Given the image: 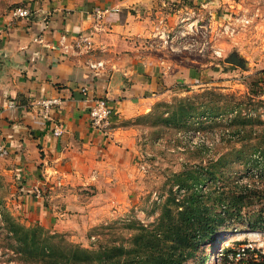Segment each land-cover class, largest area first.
I'll use <instances>...</instances> for the list:
<instances>
[{
	"label": "crops",
	"instance_id": "0c3cea01",
	"mask_svg": "<svg viewBox=\"0 0 264 264\" xmlns=\"http://www.w3.org/2000/svg\"><path fill=\"white\" fill-rule=\"evenodd\" d=\"M7 2L0 10V174L28 224L74 236L77 229L88 232L120 209L122 195L112 194L128 184L118 173L134 157L131 127L123 125L191 80L188 60L161 57L153 39L174 29L180 9L200 0ZM19 8L30 9L31 18L15 17ZM100 9L111 12L98 20ZM82 34L94 42L91 53L76 47ZM97 62L104 67L92 69ZM84 86L89 96L81 93ZM48 97L62 105L43 120L39 102ZM93 97L115 107L108 137L90 122ZM55 122L65 126L62 137L53 134ZM37 187L44 199L36 198Z\"/></svg>",
	"mask_w": 264,
	"mask_h": 264
},
{
	"label": "rangeland",
	"instance_id": "374dc122",
	"mask_svg": "<svg viewBox=\"0 0 264 264\" xmlns=\"http://www.w3.org/2000/svg\"><path fill=\"white\" fill-rule=\"evenodd\" d=\"M6 5H9L7 0H0V10ZM179 11L182 13L173 22L174 29L166 30V27L163 38H160V32L153 39L154 50L161 57L188 60L191 80L183 90L169 93L157 110L154 106L146 113L149 114L147 118L129 120L127 127H131L134 157L129 160L131 164L118 173L119 176L124 174L121 179H127L128 184H122L121 194H117L119 191L112 194L115 198L122 195L118 200L120 209L115 207V212L104 223L88 232L78 234L77 229L75 236L58 233L53 231V226L46 228L39 222H26L28 219L22 215V210L18 211L9 199L12 186L0 174V264H35L24 262L18 254L15 238L4 222V216L8 214L21 225L39 227L48 234H60L65 244L90 250L98 247L100 241L110 239L121 244L123 239H129L132 222L155 225L170 201L171 191L178 199H183L185 193L179 190L176 179L186 168L223 162L219 168L222 180L218 181L217 188L225 190L237 182H248L246 176L260 179L258 171L247 174L244 162L238 160L234 151L247 143L249 136L241 141L223 127L232 116L200 117L204 109L198 107L213 99L219 100L217 97L234 98L246 106L249 97H253L256 109L250 104L243 109L242 115L264 121V0H200L197 6ZM258 81L260 89L257 87L256 90L262 94L252 96L251 83ZM181 106L194 116L184 122L185 126H181L183 123L177 118L182 114ZM166 118L177 122L165 124L163 119ZM252 131L255 132L250 136L256 141L259 133H264V127ZM257 182L264 186L263 180ZM211 183L201 187L202 193L209 190ZM60 187H64L63 183ZM262 208L264 204L258 202L245 213L251 214ZM222 212L218 209V213ZM226 219L214 233V240L203 245L187 264H204L206 260L208 264H256L260 261V256L253 251L264 252V230L250 229L236 217ZM228 247L237 253L250 249V253L246 252L238 261L231 254L226 263L224 254Z\"/></svg>",
	"mask_w": 264,
	"mask_h": 264
},
{
	"label": "trees",
	"instance_id": "16d2710c",
	"mask_svg": "<svg viewBox=\"0 0 264 264\" xmlns=\"http://www.w3.org/2000/svg\"><path fill=\"white\" fill-rule=\"evenodd\" d=\"M259 83V81L251 83L252 96L262 94L256 90L257 87L260 89ZM217 98L219 100L210 99L209 104L202 103L198 107L200 110L204 109L200 117L232 116L230 122L223 127L228 133L231 132L236 138L239 137L241 141L245 140V136H249L247 143L234 151L238 160L244 162L247 174L258 171L257 177L260 179L246 176L248 182H237L232 188L225 190V188H217L218 181L222 180L219 168L223 162H217L208 167L199 165L193 169L186 168L184 172L177 175L176 179L179 190L185 193L183 199H178L176 193L171 191L170 201L164 206L163 213L155 225L144 226L139 222H132L129 225V239H123L121 244L116 243V240L109 241L110 239L106 242L100 241L98 247L90 250L75 244H65L60 234H48L39 227H26L17 223L9 214L5 215L4 222L7 224V230L13 234L18 247L17 252L24 262L32 261L35 264H187L203 245H208L214 240V233L226 223L227 217H236L237 221H243V224H247L250 229L264 230V208L253 211L254 213L251 212V214L250 212L245 213L255 203L264 204V186L257 182L258 180L264 182V133H259V139L256 141H253L250 136L254 134L255 131L252 130L256 127H264V121L242 115L243 109H247L250 104L256 109L253 97H249L246 106L234 98L225 100ZM160 106L161 103H158L154 109L157 110ZM183 108L181 106L182 114L177 117L183 123L181 126H185L184 122L193 116L191 112ZM148 115L138 116L136 120L147 118ZM173 121L177 122L176 119H163L165 124L172 125ZM129 123L130 121H126L123 126L126 127ZM210 181L212 183L209 185V190L202 193L201 187ZM218 209L223 210V214L218 213ZM102 228L108 229L107 227ZM246 252L250 253V249H245ZM253 252L260 256V261L256 264H264V252L257 249ZM236 253L229 247L225 248V262L229 263V256L231 254L235 256ZM204 264H208L207 260Z\"/></svg>",
	"mask_w": 264,
	"mask_h": 264
},
{
	"label": "built area",
	"instance_id": "2783aa9c",
	"mask_svg": "<svg viewBox=\"0 0 264 264\" xmlns=\"http://www.w3.org/2000/svg\"><path fill=\"white\" fill-rule=\"evenodd\" d=\"M109 9H100L97 10L95 15L98 20L103 19L107 14H110ZM14 16L20 19H30L32 16V11L26 8H19L14 11ZM76 47L82 50V52L91 53L94 50V42L90 35L82 34L77 39ZM90 67L95 70H100L104 67L102 62L92 63ZM81 93L85 96H89L92 92L88 86H84L81 89ZM62 100L59 97H48L44 98L43 101L39 102V106L41 107V116L43 120L50 118V113L53 108L56 106H61ZM10 107H14V104H11ZM115 107L114 105L105 98H97L93 97L92 105L90 107V122H92L93 127L103 133L105 136L108 135L112 131V122L111 118L114 115ZM53 134L56 137H62L65 134V126L61 123H54ZM3 150V147L0 145V152ZM61 181L58 183V186H61ZM35 195L37 199H44L45 194L43 193L41 187L35 188ZM242 253H236L235 260H240L245 256V249L242 250Z\"/></svg>",
	"mask_w": 264,
	"mask_h": 264
}]
</instances>
